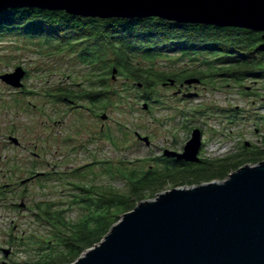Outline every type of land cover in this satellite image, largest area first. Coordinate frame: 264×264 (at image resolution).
<instances>
[{
  "label": "rangeland",
  "instance_id": "374dc122",
  "mask_svg": "<svg viewBox=\"0 0 264 264\" xmlns=\"http://www.w3.org/2000/svg\"><path fill=\"white\" fill-rule=\"evenodd\" d=\"M25 41L14 38L0 45V76L18 67L27 72L22 90L0 81V248L14 253L10 263L46 264L52 259L49 253L53 248L43 249L51 239V228L38 220L37 204L53 203L67 211L72 221L82 216L77 205L70 206L71 194L75 193L70 185L82 181L72 177L75 169L87 170L86 166H90L92 174L83 180L123 194L129 193L127 184L112 179L104 163L113 167L123 163L140 171L160 169L164 187L144 193L139 204L175 188L223 183L240 168L264 161L263 155L242 166L235 158L247 150L264 153V80L238 84L221 78L206 79L186 86L190 93L185 94L197 95L192 99L176 95L179 84L172 87L162 83L156 88L160 101L156 104L144 99V90L137 83L112 74L110 85L123 99L113 98L107 109L94 110L87 101L77 105L56 103L50 96L60 88L83 92L89 88L90 80L97 81L103 72L89 70L78 60V53L59 54ZM164 55L167 58L163 56L156 63L158 73L181 77L185 71V75L204 72L203 67L182 59L180 52L164 51ZM74 81L81 86H73ZM234 111L236 116L231 114ZM103 116L107 119L103 120ZM195 129L202 131L204 144L199 157L209 161V167L216 169L210 173L218 178L229 171L226 177L197 183L179 177L183 165L162 161L166 150L182 154ZM138 135L148 138L149 145ZM233 157L229 167L221 162ZM27 179L33 181L23 184ZM21 204L26 208L19 209ZM61 256L52 264L77 261L65 263ZM3 259L5 255L0 252V261Z\"/></svg>",
  "mask_w": 264,
  "mask_h": 264
},
{
  "label": "trees",
  "instance_id": "16d2710c",
  "mask_svg": "<svg viewBox=\"0 0 264 264\" xmlns=\"http://www.w3.org/2000/svg\"><path fill=\"white\" fill-rule=\"evenodd\" d=\"M14 38L24 39L39 48H51L59 54L64 51L78 53V60L89 70L103 72L97 81L90 80L89 88L83 92L60 88L55 95L50 96L56 103L77 105L78 102L87 101L94 110L107 109L113 98L123 99V95L110 85L112 80L109 76L114 69L117 70V75L127 81L142 84L144 99L156 104L160 103L156 88L171 79L180 81L185 78H198L203 81L221 78L238 84L248 80H264V51L260 49L264 42L263 34L244 29L180 25L157 18L133 21L85 19L65 12L35 9L1 12L0 45ZM164 51L180 52L182 59H188L189 62L203 67L204 72L185 75V71L181 77L156 72V63L165 56ZM138 59L150 63L151 66L142 65ZM76 84L74 81L73 86H81ZM231 114L236 116L235 111ZM231 118L236 119L232 115ZM263 155L261 150H247L245 154L235 158H239V165L244 166L246 163L256 162ZM248 158L254 161H249ZM233 159L234 157L221 162H226V167H229ZM204 162L202 168H192L190 165L184 167L178 172L179 177L202 183L221 179L229 174L228 171L218 178L210 173L216 169L209 167L207 159ZM107 164L104 163L106 173L114 180L125 181L128 194L86 182L83 179L92 174V170H88L91 167L86 166L87 170H73L72 177L82 181L70 185L75 192L71 194L70 206L77 205L82 211L78 220L69 219L66 216L67 211L56 208L53 203L36 205L38 220L51 228V239L45 242L43 249L47 250V246L54 251L49 253L52 259L46 261V264L60 259V254L65 263L78 260L83 252L101 243L124 214L134 210L144 193L165 185L161 178L163 176L158 173L160 169L140 171L129 169L123 163L121 167ZM178 164L182 165L181 162Z\"/></svg>",
  "mask_w": 264,
  "mask_h": 264
},
{
  "label": "water",
  "instance_id": "95a60500",
  "mask_svg": "<svg viewBox=\"0 0 264 264\" xmlns=\"http://www.w3.org/2000/svg\"><path fill=\"white\" fill-rule=\"evenodd\" d=\"M13 9L65 12L85 19L157 18L244 29L262 33L264 40V0H0V13ZM260 49L264 51V42ZM26 76L18 67L1 75L0 81L22 90ZM175 83L171 79L167 84ZM200 83L189 78L182 87ZM138 138L149 145L148 138ZM202 145V132L195 129L182 154L166 150L164 156L197 164ZM10 254L5 250L7 257ZM74 264H264V161L240 168L223 183L175 188L139 203Z\"/></svg>",
  "mask_w": 264,
  "mask_h": 264
},
{
  "label": "flooded vegetation",
  "instance_id": "af4514ba",
  "mask_svg": "<svg viewBox=\"0 0 264 264\" xmlns=\"http://www.w3.org/2000/svg\"><path fill=\"white\" fill-rule=\"evenodd\" d=\"M176 83H175V85L174 86H172V87H178V84H179V89H178V91L177 92H179V94L181 95V96H184V95H186L185 93L186 92H189V87H186V86H184V87H182V85L184 84V82L183 83H179V81L176 79V80H174ZM185 81V80H184ZM201 83H203V81H201ZM167 85H169V84H167ZM166 85V86H167ZM176 92V93H177ZM182 93V94H181ZM190 93V92H189ZM202 132V131H201ZM204 146V144L202 145V147ZM165 152V151H164ZM161 158H163L162 159V161H165V163L166 162H168V163H174V164H176V163H178V162H181L182 163V165L184 166V167H188V165H190V166H192V168L193 167H200V168H202L204 165H205V159L203 158V157H200V159H201V161H200V163H197V164H192V163H187V162H184V161H179V160H177V159H175V158H166L165 156H164V154L162 155V157ZM178 161V162H177ZM167 164V163H166ZM31 181H33V180H31ZM30 181V182H31ZM30 182H28V183H30ZM27 183V184H28ZM1 203V202H0ZM19 209H25L26 207L25 206H23L22 204L21 205H19V206H17ZM0 252H2L4 255H5V251L2 249V248H0ZM13 252L7 257L6 255H5V259H3V260H1L0 261V264H13V263H10L9 261L11 260V257L13 256Z\"/></svg>",
  "mask_w": 264,
  "mask_h": 264
}]
</instances>
